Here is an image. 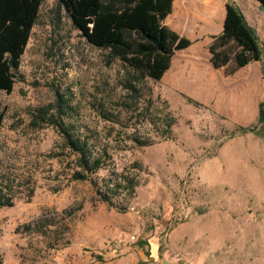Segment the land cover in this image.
Wrapping results in <instances>:
<instances>
[{
	"label": "rangeland",
	"instance_id": "rangeland-1",
	"mask_svg": "<svg viewBox=\"0 0 264 264\" xmlns=\"http://www.w3.org/2000/svg\"><path fill=\"white\" fill-rule=\"evenodd\" d=\"M177 11L163 25L195 39L204 24L185 30ZM129 80L59 0H44L14 90L0 94V200L13 204L0 208V264H264L260 117H226L223 102L161 81L139 85L135 101ZM61 98L69 121L111 155L90 180L73 178L76 156L38 118ZM119 176L135 177L132 197L113 194Z\"/></svg>",
	"mask_w": 264,
	"mask_h": 264
},
{
	"label": "trees",
	"instance_id": "trees-1",
	"mask_svg": "<svg viewBox=\"0 0 264 264\" xmlns=\"http://www.w3.org/2000/svg\"><path fill=\"white\" fill-rule=\"evenodd\" d=\"M174 1L59 0V3L90 45L108 50L111 60H119L129 70L131 80L126 82L125 87L138 101L141 98L139 85H144L147 80L161 81L170 69L176 52L191 44L163 25ZM213 1L178 0L176 5L203 6ZM259 1L264 6V0ZM43 2L0 0V94H11L14 90L22 58L39 20ZM209 52L214 68H226L229 76L263 58V47L257 32L249 25L241 9L232 2L227 3L224 31L215 37ZM65 105L61 98L56 105L39 108L38 118L44 125L53 126L62 137L68 154L76 156L73 178L90 180L106 166L111 155L107 146L94 144L92 136L84 134L69 121ZM125 105L123 103L122 106ZM105 117L110 119V116ZM173 122L171 120L170 127ZM3 123L4 114L0 113V132ZM260 123H264V103L260 106ZM247 131L243 129V133ZM148 144L141 143L142 146ZM119 178L121 182L113 184V180L110 181L114 185L113 194L123 191L132 197L137 187L135 177ZM102 198L110 202L108 192L103 193ZM12 206V203L0 200V208Z\"/></svg>",
	"mask_w": 264,
	"mask_h": 264
},
{
	"label": "crops",
	"instance_id": "crops-1",
	"mask_svg": "<svg viewBox=\"0 0 264 264\" xmlns=\"http://www.w3.org/2000/svg\"><path fill=\"white\" fill-rule=\"evenodd\" d=\"M228 2L234 3L241 9L249 25L257 32L263 47L261 61L249 64L232 76L227 74L226 68H214L209 52V47L215 37L224 31ZM175 4L177 3H173V7ZM176 9H179V12L177 11L174 15L184 20H181L183 29L190 30L193 23L199 21L204 26L200 28L199 35H195V39L179 34L180 39H186L192 45L176 52L170 69L161 80L162 86L168 92L171 89L184 91L200 102H223L225 107L218 108L220 113L226 117L240 121L259 120L260 106L264 103V6L262 3L259 0H214L203 6L176 5ZM197 12L207 14V17L201 18ZM198 39H202V41H196ZM187 57L188 59L183 61ZM229 87H231L233 95L231 101L228 95ZM256 134L264 138V132L261 129L257 130ZM158 257L157 252L151 249V260L157 261Z\"/></svg>",
	"mask_w": 264,
	"mask_h": 264
},
{
	"label": "built area",
	"instance_id": "built-area-1",
	"mask_svg": "<svg viewBox=\"0 0 264 264\" xmlns=\"http://www.w3.org/2000/svg\"><path fill=\"white\" fill-rule=\"evenodd\" d=\"M133 239L135 240L136 238H135V237H133Z\"/></svg>",
	"mask_w": 264,
	"mask_h": 264
}]
</instances>
